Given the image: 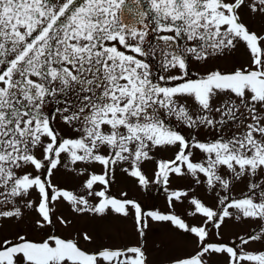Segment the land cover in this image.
I'll return each mask as SVG.
<instances>
[{"label":"rangeland","instance_id":"1","mask_svg":"<svg viewBox=\"0 0 264 264\" xmlns=\"http://www.w3.org/2000/svg\"><path fill=\"white\" fill-rule=\"evenodd\" d=\"M122 1L0 0V264H264V0Z\"/></svg>","mask_w":264,"mask_h":264},{"label":"water","instance_id":"2","mask_svg":"<svg viewBox=\"0 0 264 264\" xmlns=\"http://www.w3.org/2000/svg\"><path fill=\"white\" fill-rule=\"evenodd\" d=\"M117 13L120 28L130 32L137 28L145 18L142 5L137 0L123 2Z\"/></svg>","mask_w":264,"mask_h":264},{"label":"flooded vegetation","instance_id":"3","mask_svg":"<svg viewBox=\"0 0 264 264\" xmlns=\"http://www.w3.org/2000/svg\"><path fill=\"white\" fill-rule=\"evenodd\" d=\"M149 12H150V9H149L148 12H147V17H148V15H149ZM147 17H146V19H147Z\"/></svg>","mask_w":264,"mask_h":264},{"label":"trees","instance_id":"4","mask_svg":"<svg viewBox=\"0 0 264 264\" xmlns=\"http://www.w3.org/2000/svg\"><path fill=\"white\" fill-rule=\"evenodd\" d=\"M16 243H14V245H15ZM10 245H13V244H9L8 246H10ZM8 246H7V248H8Z\"/></svg>","mask_w":264,"mask_h":264}]
</instances>
